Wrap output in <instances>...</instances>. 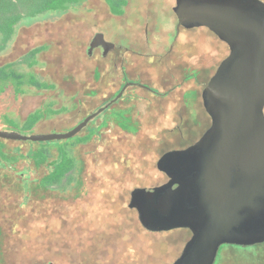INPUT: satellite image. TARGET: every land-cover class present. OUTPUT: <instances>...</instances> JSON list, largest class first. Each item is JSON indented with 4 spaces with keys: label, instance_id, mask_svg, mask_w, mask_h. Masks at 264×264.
<instances>
[{
    "label": "flooded vegetation",
    "instance_id": "af4514ba",
    "mask_svg": "<svg viewBox=\"0 0 264 264\" xmlns=\"http://www.w3.org/2000/svg\"><path fill=\"white\" fill-rule=\"evenodd\" d=\"M84 1L81 0L78 4L70 5L66 10L54 12L56 15L66 14L69 10L80 7ZM261 1L264 2V0ZM176 4L177 0H88V33H82L81 29L75 30L61 27L50 30L49 34L54 36L55 39L54 42L51 40V43L47 44L49 49H56L57 51L53 52H56L60 59L63 57L68 59L67 57H70L69 61L73 60V66L77 69L79 64L80 68L85 66L87 69L86 79H83L77 73L68 74L63 68H60L58 74L53 75V77L49 76L51 80L46 79L41 74H24L17 69V63L26 64L28 68H33L39 61L35 57L42 54L46 48L43 46L35 47L31 52L24 54L23 60L19 59V54L25 44L20 38L24 34L25 36H44L43 31L40 30L41 28L32 27L40 25V20H43L42 15L45 12L31 17L24 16L23 19L14 24L12 33L7 40L4 34L0 33V52H2L8 45L14 41L16 42L18 30H22L17 41L18 44L12 50L9 59H7L5 64L0 65V70L6 68L8 71H14L21 76H10L5 80L0 78V95L4 94L8 89H12V94L15 97L26 94L30 90L43 93L58 89L60 98L69 100V104H71L69 107L64 105L59 109H54L51 105L37 108L21 123L5 116L4 125L0 127V131L16 132L23 136L52 135L35 134L33 131H37L41 125L47 122L54 121V117L69 115L71 118H68L67 121L54 122L55 125L59 126H54V128L69 127L68 132H70L108 104L110 105L104 111L115 105H117L115 107L117 111H122L131 108L135 104V108H132L127 116H129L130 122L136 124L137 128L131 130L123 126L115 119V114L114 118L103 127L104 132L108 131L109 134H112L118 129L122 133H126V143L137 145L136 147L146 145L148 148H154L151 153H139V159L134 164L149 162L151 165H156L155 171L158 170V173L153 180L157 181V184H149L146 189L151 190L167 184L170 178L161 170L160 162L167 154L185 150L199 141L205 133L199 129L200 122L202 120L205 121L203 115L206 117L208 127L211 126L212 120L204 107L202 93L221 62L230 54L229 45L208 28L187 29L180 26L179 19L174 11ZM60 34L64 36L61 37ZM78 36L84 37L82 40L86 41V50L83 56L82 48L79 53L77 51ZM72 39L75 42H71ZM58 44H60L59 47L56 46ZM69 46L76 48V50L62 52L64 47L66 50V47ZM53 60L55 63H59L56 57ZM86 61L87 64H85ZM137 81L155 84L154 86L159 88V90L154 92L151 87L149 92L152 94L146 95L144 92H139L136 93L134 98L132 96L134 93L130 90L134 86L130 85V83H136ZM68 86L71 87L68 88ZM187 91L194 93V97L191 98L193 99L192 102L185 95ZM86 98L88 101H92L91 105L95 104L92 109H88L90 112L101 103L104 104L92 113L85 112L80 106V102L77 101ZM166 101H170V103L167 105V109H164L162 105ZM197 107L201 108V112H197L198 116L201 117L199 121L194 118L196 115L194 109ZM172 111L175 112L178 119L172 117ZM157 116L167 117L166 121H174L175 126L164 128V125L158 122ZM95 118L90 120L86 127L72 137L77 138L76 144H88V146H91L93 148L92 152L95 149L94 143H91L92 139L91 141L88 139V131L85 129ZM99 124L101 125V122ZM146 125H160V129H167L169 132L175 131L181 137L186 136L192 141L183 146H170L169 149L165 148L167 146L158 144L150 146L148 145L150 144L149 139L155 131H148L147 128L152 126L148 127ZM45 129L51 128H40V130ZM27 131H32V133L25 134L24 132ZM0 139V183L4 180L6 184H11L10 181L13 180V176H17L18 185L23 188L27 197L33 193L44 197L49 193L55 196V193L60 194V192L65 191L67 189L65 186L75 178L77 165L75 166L74 160L64 150L66 144L70 145L71 143H47L65 141L67 139L42 141ZM158 141L159 139H157ZM57 148H59L60 152L59 157L51 159L52 154L49 149L58 151ZM106 150V148L103 149L102 160L106 163L108 170H110L109 162L113 161V152L112 149L110 152ZM153 159L156 160L152 161ZM65 161L69 162L71 167L61 182L48 183L47 178L54 174ZM20 163L28 166L32 163L35 170L47 169V171L40 178L31 179L28 170L18 173L13 169V166L15 168ZM78 168L82 172V163H80ZM116 179L121 178L116 177ZM122 179L124 180V178ZM76 184L77 186L72 189L73 197L79 196L83 191L82 176L77 179ZM135 190L137 189L134 186L130 193L129 211H136L140 225L146 232L151 231L142 224L138 209L132 206L133 192ZM180 229H186V231L180 233L182 238L180 245L183 247V251L181 249L176 251L174 254L175 259L171 264H175L183 255L186 245L193 236L190 229ZM156 233H160V231H156ZM2 234L3 229L0 226V238ZM2 257L6 258L4 253H1L0 259Z\"/></svg>",
    "mask_w": 264,
    "mask_h": 264
},
{
    "label": "rangeland",
    "instance_id": "374dc122",
    "mask_svg": "<svg viewBox=\"0 0 264 264\" xmlns=\"http://www.w3.org/2000/svg\"><path fill=\"white\" fill-rule=\"evenodd\" d=\"M42 17L43 20H40V25H34L32 28H41L44 36H25L24 34L20 38L25 44L19 54V59L23 60L24 54L31 52L35 47L43 46L46 48L42 54L35 57L39 61L33 68H28L26 64L17 63L16 67L19 72L41 74L46 79H50L49 76L53 77V75L58 74L60 68H63L68 74L77 73L86 79L87 69L85 66L80 68L79 64L78 69L75 68L72 63L73 60L69 61L70 57L60 59L57 53L53 52L57 50L49 49L47 44L51 43V40L54 42L55 39L49 34L50 30L59 27L81 29L82 33H88V0H85L80 7L69 10L66 14L56 15L54 11H49L45 12ZM18 31L16 42L14 41L4 51L0 52V65L7 62L12 50L18 44L17 41L22 30ZM63 36L62 34L61 37ZM82 39L84 37L78 36L76 44L78 53L82 48L83 56L86 50V41ZM61 40L63 39L61 38ZM71 42H75L74 39ZM56 46L59 47L60 44ZM69 50L74 51L76 48L69 46L65 50L64 47L62 52L65 53ZM52 56L56 57L59 63H55ZM130 85L134 86L130 88L131 92L134 93L132 94L134 98L139 92H144L146 95L152 94L149 92L151 87L154 92L159 90L154 86L155 84L149 82L137 81L130 83ZM61 86L63 87V85ZM59 93L58 89L43 93L30 90L26 94L15 97L12 94V89H8L0 95V127L4 125L5 116L21 123L37 108L47 107V105H51L54 109H59L64 105L69 107L71 105L69 100L60 98ZM185 95L191 102L193 101L191 98L194 97V93L187 91ZM77 102H80V106L85 112H90L88 109L95 106V104L91 105L92 101H88L87 98ZM169 103L170 101H166V105L163 104L162 108L167 109ZM103 104L101 103L93 111L99 109ZM116 106H112L101 113L85 129L88 131V139L90 141L92 139L91 143H94L93 152V148L88 144H76V137L65 141L47 142L71 143L70 145L66 144L64 150L74 160L77 167L75 168V178L65 186L67 188L65 191L60 192V194L55 193V196L49 193L40 197L33 193L27 197L23 188L18 185L17 176H13V180L10 181L11 184H6L2 180L0 183V226L3 229V234L0 238V255L1 253L5 254L8 264H171L175 259L176 251L178 249L183 251V247L180 245L182 240L180 233L186 229L176 228L160 231V233H156V231H147V233L140 225L137 212L129 211L130 193L134 186L136 189H146L149 184H157V181L153 179L158 170L155 171L156 165H151L149 162L134 164L139 159V153H151L154 148H148L146 145L136 147L137 145L126 143V133H122L118 129L112 134H109L108 131L104 132L103 127L114 118L115 114V119L123 126L131 130L137 128L136 124L130 122L129 116H127L132 108H135V104L122 111H117ZM194 110L196 113L194 118L199 121L201 117L198 116L197 112L200 113L201 108L197 107ZM171 115L174 119H178L174 111L171 112ZM203 117L205 121L200 122L199 129L206 132L209 127L206 124V117L204 115ZM68 118L71 116L54 117V121L41 125L39 130L36 128L37 131L33 132L35 134L66 133L69 131V127L54 128L57 126L54 122L61 123L67 121ZM156 118L161 125H164V128L175 126L174 121H166L167 117L157 116ZM159 126L147 128L148 131H155L149 139L150 144L148 145L158 144L167 146L165 148L169 149L170 146H183L192 141L186 136L181 137L175 131L169 132L167 129H160ZM41 127L51 129L40 130ZM24 133L31 134L32 131ZM116 134L118 135L116 136ZM157 139H159L158 142ZM38 143L44 145L41 142ZM105 148L108 150H106L107 152H110L111 149L113 152V161L109 162L110 170L102 160L103 149ZM57 149L58 151L49 149L52 154L51 159L59 157V148ZM154 160L156 159L152 161ZM80 163L83 166L82 172L78 168ZM13 169L18 173L28 170L31 179L40 178L47 171V169L35 170L32 163L29 166L20 163L15 168L13 166ZM81 176L83 191L79 196L73 197L72 189L77 186V179ZM116 177L121 179H116ZM32 189L34 190V188ZM228 248L230 247L221 248L214 264L219 263L222 252ZM224 252L225 260L222 264H241L237 261L238 251L228 249Z\"/></svg>",
    "mask_w": 264,
    "mask_h": 264
},
{
    "label": "water",
    "instance_id": "95a60500",
    "mask_svg": "<svg viewBox=\"0 0 264 264\" xmlns=\"http://www.w3.org/2000/svg\"><path fill=\"white\" fill-rule=\"evenodd\" d=\"M174 11L180 26L208 28L230 54L202 93L211 126L193 146L161 160L170 181L135 190L132 206L151 231H192L175 264H214L222 246L264 244V2L177 0ZM105 108L66 134L0 131V138H72Z\"/></svg>",
    "mask_w": 264,
    "mask_h": 264
},
{
    "label": "trees",
    "instance_id": "16d2710c",
    "mask_svg": "<svg viewBox=\"0 0 264 264\" xmlns=\"http://www.w3.org/2000/svg\"><path fill=\"white\" fill-rule=\"evenodd\" d=\"M81 0H0V33L4 34L7 40L12 33L13 26L24 16L31 17L41 12L49 11H63L70 5L78 4ZM10 76L16 77L14 71H8L6 68L0 70V78L5 80ZM1 90V89H0ZM71 164L65 161L55 171L54 174L47 178L48 183L61 182L64 175L70 170ZM229 246V250L238 251V259L241 264H264V244L255 245L251 247ZM222 246L221 248H223ZM225 249L224 251L228 250ZM223 251V253H225ZM222 254L219 263L222 264L225 257ZM0 264H8L5 257L0 259Z\"/></svg>",
    "mask_w": 264,
    "mask_h": 264
}]
</instances>
